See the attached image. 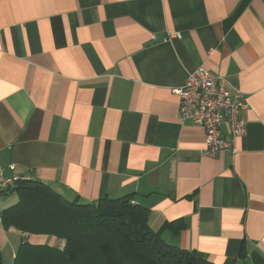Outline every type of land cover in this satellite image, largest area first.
Here are the masks:
<instances>
[{"label":"crops","instance_id":"obj_1","mask_svg":"<svg viewBox=\"0 0 264 264\" xmlns=\"http://www.w3.org/2000/svg\"><path fill=\"white\" fill-rule=\"evenodd\" d=\"M198 68L244 95L234 154L179 116ZM0 167L77 203L129 196L215 264L264 259V0H0ZM15 234L0 222V249Z\"/></svg>","mask_w":264,"mask_h":264},{"label":"trees","instance_id":"obj_2","mask_svg":"<svg viewBox=\"0 0 264 264\" xmlns=\"http://www.w3.org/2000/svg\"><path fill=\"white\" fill-rule=\"evenodd\" d=\"M8 190L19 200L0 216L5 230L64 240L59 247L24 238L12 264H215L169 245L149 228L146 211L129 196L77 203L41 182L23 180ZM256 264L264 259L257 257Z\"/></svg>","mask_w":264,"mask_h":264},{"label":"built area","instance_id":"obj_3","mask_svg":"<svg viewBox=\"0 0 264 264\" xmlns=\"http://www.w3.org/2000/svg\"><path fill=\"white\" fill-rule=\"evenodd\" d=\"M176 37L180 35L176 34ZM174 91L179 100L180 118L192 121L204 132L202 153L207 156L220 151L234 154V140L246 132V122L240 115L247 107L243 93L230 87L224 78L203 68L190 72L184 84ZM223 125L228 127L229 138L222 134ZM10 168L14 169V166ZM18 180L17 176H4L0 167V193Z\"/></svg>","mask_w":264,"mask_h":264},{"label":"rangeland","instance_id":"obj_4","mask_svg":"<svg viewBox=\"0 0 264 264\" xmlns=\"http://www.w3.org/2000/svg\"><path fill=\"white\" fill-rule=\"evenodd\" d=\"M8 238H9V242L8 243L6 242L5 245H3L0 249L1 264H12L13 253L17 251V247L19 245V238L16 234H15V237L8 235ZM45 238H46L45 235L38 234L36 237L31 235L28 240L30 242L36 243L39 241H45ZM55 240H58V239H54V241H50L47 243L52 244V245H57L58 242L55 243ZM11 241H14L13 243H15V245L17 246L16 248H13V244ZM44 243H46V241Z\"/></svg>","mask_w":264,"mask_h":264}]
</instances>
